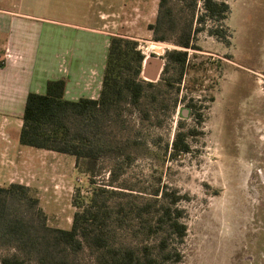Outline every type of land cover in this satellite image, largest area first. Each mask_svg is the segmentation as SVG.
I'll list each match as a JSON object with an SVG mask.
<instances>
[{"label":"rangeland","instance_id":"rangeland-1","mask_svg":"<svg viewBox=\"0 0 264 264\" xmlns=\"http://www.w3.org/2000/svg\"><path fill=\"white\" fill-rule=\"evenodd\" d=\"M217 1L228 6L219 22L223 37L207 32L217 22H196L198 0L192 19V29L200 28L194 33L198 49H188L187 62L200 67L188 66L180 80L171 81L160 93L164 104L144 100L142 110L124 104L109 132V162H101L93 176L76 168L72 155L21 145L19 128L0 116V185L28 186L47 224L61 228L70 226L75 195L89 193L93 185L143 196L155 189L175 191L185 232L181 239L164 234L168 248L179 254L171 264H264V0ZM63 2L71 10L87 7L84 0ZM171 5L177 31L189 23L191 9L187 0ZM97 8L109 16L98 19ZM157 10L158 0H92L89 19L72 18L92 26L107 22L111 35L134 40L143 56L138 78L157 82L166 52L180 48L176 32L153 39L148 25ZM98 44L100 68L106 48L102 38ZM148 58L160 61L156 70L145 64ZM179 130L189 151L173 156L171 143Z\"/></svg>","mask_w":264,"mask_h":264},{"label":"trees","instance_id":"trees-1","mask_svg":"<svg viewBox=\"0 0 264 264\" xmlns=\"http://www.w3.org/2000/svg\"><path fill=\"white\" fill-rule=\"evenodd\" d=\"M171 1L158 0L155 20L148 25L154 40H166L176 32L174 41L180 47L166 52L160 81L138 78L143 56L134 40L109 35L98 97L69 100L64 96L65 80L48 79L43 93L30 91L26 95L18 142L72 155L76 168L91 176L101 162H109V132L124 104L141 106V110L144 100L164 104L160 93L172 87L171 81L180 80L188 66L194 70L200 67L187 62L188 49H198L194 33L200 28L192 29L198 0H187L189 23L177 31ZM200 1L196 22H217L207 32L222 38L219 22L227 4ZM3 63L4 48L0 47V66ZM172 72L174 78L167 75ZM196 81H191L190 90ZM148 111L144 109V116ZM184 137V132L176 133L170 149L173 156L189 151ZM180 199L175 191L155 189L152 195L143 196L97 184L89 193L75 195L70 226L61 228L47 224L39 199L28 186L19 182L0 185V250L6 251L0 255V264H171L179 254L168 248L164 234L179 239L184 235L181 211L174 207Z\"/></svg>","mask_w":264,"mask_h":264},{"label":"crops","instance_id":"crops-1","mask_svg":"<svg viewBox=\"0 0 264 264\" xmlns=\"http://www.w3.org/2000/svg\"><path fill=\"white\" fill-rule=\"evenodd\" d=\"M63 1L0 0V116L6 124L20 127L27 93H43L48 79L63 78L69 100L99 95L104 64L96 67L98 40L102 38L107 50V22L92 26L72 18L89 19L92 0H84V9L72 5L73 10ZM95 16L102 19L109 12L97 8Z\"/></svg>","mask_w":264,"mask_h":264},{"label":"water","instance_id":"water-1","mask_svg":"<svg viewBox=\"0 0 264 264\" xmlns=\"http://www.w3.org/2000/svg\"><path fill=\"white\" fill-rule=\"evenodd\" d=\"M145 64L149 66L151 65L152 67H154V70H156L159 67L160 61L158 59L148 58L145 60ZM150 78H154V73L150 75ZM182 112L184 113L185 110H182Z\"/></svg>","mask_w":264,"mask_h":264}]
</instances>
